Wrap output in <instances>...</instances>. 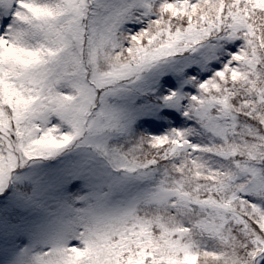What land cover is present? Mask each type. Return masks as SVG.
<instances>
[{
	"label": "snow or ice",
	"instance_id": "obj_1",
	"mask_svg": "<svg viewBox=\"0 0 264 264\" xmlns=\"http://www.w3.org/2000/svg\"><path fill=\"white\" fill-rule=\"evenodd\" d=\"M0 264H264V0H0Z\"/></svg>",
	"mask_w": 264,
	"mask_h": 264
}]
</instances>
